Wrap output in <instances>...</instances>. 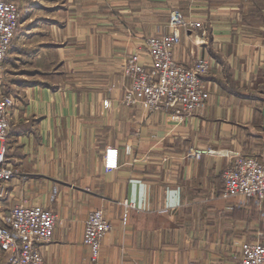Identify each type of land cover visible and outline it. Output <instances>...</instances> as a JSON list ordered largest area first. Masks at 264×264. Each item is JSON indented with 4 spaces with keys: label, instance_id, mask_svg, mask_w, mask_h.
Segmentation results:
<instances>
[{
    "label": "crops",
    "instance_id": "obj_1",
    "mask_svg": "<svg viewBox=\"0 0 264 264\" xmlns=\"http://www.w3.org/2000/svg\"><path fill=\"white\" fill-rule=\"evenodd\" d=\"M16 1L18 27L0 63V91L14 98L4 141L14 176L0 211H54L46 264H236L241 241L264 242V201L254 224L246 205L222 195L221 175L230 155L264 153V0ZM169 7L198 23L182 30L175 59L211 61L209 102L190 116L122 103V63L166 30ZM107 148L117 149L112 170ZM190 148L216 153L197 158ZM95 208L111 227L92 260L83 232Z\"/></svg>",
    "mask_w": 264,
    "mask_h": 264
},
{
    "label": "built area",
    "instance_id": "obj_2",
    "mask_svg": "<svg viewBox=\"0 0 264 264\" xmlns=\"http://www.w3.org/2000/svg\"><path fill=\"white\" fill-rule=\"evenodd\" d=\"M20 6L16 0H0V63L9 51L19 23ZM198 23L179 9L171 10L166 30L145 38L142 45L129 53L121 69L128 79L122 96L125 106L144 103L150 111H165L181 116L202 112L210 97L204 75L211 68L210 58L196 55L189 65L177 61L174 49L180 44L183 29H195ZM14 98L0 91V209L8 183L14 176L12 164L6 159L4 141L10 127V107ZM106 105L107 102L105 103ZM125 150L129 153L130 146ZM229 156L227 150H217ZM216 153L214 149L190 148L186 153L199 158ZM222 170L224 197H234L236 204L247 205L253 199L256 205L264 201V153L244 155L235 153ZM104 167H117V149L104 152ZM126 205L134 207V203ZM57 215L42 204L15 203L8 213L0 211V249L8 255V264H46L42 244L51 240ZM111 225L102 208L88 211L83 232V243L91 259L97 258L101 242ZM261 236V233H259ZM236 264H264V242L243 240Z\"/></svg>",
    "mask_w": 264,
    "mask_h": 264
},
{
    "label": "trees",
    "instance_id": "obj_3",
    "mask_svg": "<svg viewBox=\"0 0 264 264\" xmlns=\"http://www.w3.org/2000/svg\"><path fill=\"white\" fill-rule=\"evenodd\" d=\"M212 54H213L217 59H220V60L226 65L225 61H224L223 59H221L220 56H219L216 52H214L213 50H212ZM247 208L249 209V210H248V214H249V216H250L251 212L253 213V212L255 211L256 216H257V219H259L258 214H257V212H256V211H257V210H256L257 205H256V203H255V201H254L253 199H250V200H249ZM259 216H260V213H259Z\"/></svg>",
    "mask_w": 264,
    "mask_h": 264
},
{
    "label": "rangeland",
    "instance_id": "obj_4",
    "mask_svg": "<svg viewBox=\"0 0 264 264\" xmlns=\"http://www.w3.org/2000/svg\"><path fill=\"white\" fill-rule=\"evenodd\" d=\"M175 6H176V4H175ZM181 9V8H180ZM171 10H173V8H171V7H169V10L168 9H165V10H163V16H165L167 13H168V11H169V14H170V12H171ZM168 14V15H169ZM187 16V15H186ZM246 206H248V204L246 205ZM260 218V217H259ZM254 221L253 223L255 224L256 223V221H257V216H256V213H255V211L252 213L251 212V214H250V221Z\"/></svg>",
    "mask_w": 264,
    "mask_h": 264
},
{
    "label": "water",
    "instance_id": "obj_5",
    "mask_svg": "<svg viewBox=\"0 0 264 264\" xmlns=\"http://www.w3.org/2000/svg\"><path fill=\"white\" fill-rule=\"evenodd\" d=\"M262 115H263L262 129L264 131V106L262 108Z\"/></svg>",
    "mask_w": 264,
    "mask_h": 264
}]
</instances>
